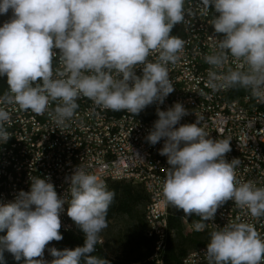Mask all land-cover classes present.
Instances as JSON below:
<instances>
[{"label":"clouds","instance_id":"obj_1","mask_svg":"<svg viewBox=\"0 0 264 264\" xmlns=\"http://www.w3.org/2000/svg\"><path fill=\"white\" fill-rule=\"evenodd\" d=\"M197 7L204 15L210 8L216 13L211 25L219 39L214 53L204 57L210 65L209 87L238 86L264 102V0H199ZM9 10L11 18L0 26V77L8 85L0 96V144L11 137L5 105L37 115L47 112L59 126L74 117L80 97L135 116L153 104L163 105L175 90L168 65L180 59L185 41L171 33L192 14L186 0H0V14ZM55 57L59 67L54 70ZM230 58L236 67L225 72ZM188 114L181 102L167 110L157 107L158 119L145 137L152 146L163 140L159 154L169 165L162 187L166 202L186 216H199L193 222L197 232L229 200L253 218H264V187L237 178L240 160L226 159L231 140L210 137L202 118L181 124ZM65 180L68 190L58 195L50 176H33L28 191L0 203V232L6 231L0 236V264L5 252L24 264H111L93 253L103 244L115 192L80 166ZM66 203L84 244L48 248L53 257L48 261L46 246L63 239L60 217ZM205 255L208 264H264V239L252 223L216 226Z\"/></svg>","mask_w":264,"mask_h":264},{"label":"built area","instance_id":"obj_2","mask_svg":"<svg viewBox=\"0 0 264 264\" xmlns=\"http://www.w3.org/2000/svg\"><path fill=\"white\" fill-rule=\"evenodd\" d=\"M186 8H190L192 14L186 15L184 23L175 25L173 33L185 41V47L180 59L174 65H168L175 90L164 104H153L134 116L127 111L99 108L84 97V101L77 102L79 107L74 117L59 126L48 113L39 121L28 120V114L25 115L27 124L19 125V128H27V136L11 134L7 143L0 146V200L1 190L10 189V199L2 200V203L13 200L20 190L28 191L33 176H50L58 195H63L69 187L65 177L77 166L96 174L106 185L111 181L139 184L147 197L142 211L144 236L147 240H156V247L148 250L142 264H167L168 240L174 236V230L169 227L171 212H178L186 233L195 231L193 222L200 219L195 214L186 216L183 210L166 202L162 187L169 165L167 157L159 154L163 140L152 146L145 139L158 119L157 107L167 110L176 102L183 103L189 110L181 124L202 118L201 124L210 137L231 140L232 150L226 154V159L240 160L236 170L240 181H254L258 187H264V102L253 97L249 89L237 86L213 90L209 87L210 65L205 63L204 57L216 50L210 35L211 21L216 13L210 8L207 21H200L196 0H186ZM189 24H199V30L207 31V38L189 34ZM58 67L59 60L55 57L53 68ZM235 67L236 63L230 58L223 71ZM140 74L141 70L137 69V75ZM53 105L56 102L50 104L49 111L53 110ZM5 107L7 111L19 114L17 105ZM26 155H33V163H26ZM8 167L16 168V188H8L6 184ZM148 220H155V228H147ZM240 221L254 224L264 239V218H253L247 209L229 200L218 208L214 220L207 221V227L200 231L207 235L206 245L189 250L180 264H208L205 251L210 233L216 226L223 228L228 223ZM61 222L60 231L64 232L68 228ZM153 232H160V239H153ZM98 246L102 248V245ZM51 247L60 250L57 244L49 243L43 257L48 261L53 259L48 252Z\"/></svg>","mask_w":264,"mask_h":264},{"label":"trees","instance_id":"obj_3","mask_svg":"<svg viewBox=\"0 0 264 264\" xmlns=\"http://www.w3.org/2000/svg\"><path fill=\"white\" fill-rule=\"evenodd\" d=\"M12 16L11 10L7 14H0V26L8 21ZM8 85L6 77H0V96L7 90ZM109 190L115 192V198L108 210L107 221L109 222L118 215L134 216L137 214V207L144 205L147 202V197L143 191V188L139 184H135L127 181H111L107 185ZM73 230L71 232H61L63 239L61 241H51L59 246L60 250L65 248L74 249L77 246H83L84 233L75 225V223L68 217ZM169 227L174 230V236L169 238L168 247L166 253L167 264H180L181 259L187 254L189 250L205 246L207 243V235L203 232H189L186 233L183 230L181 219L178 212L175 210L169 215ZM6 235L5 232H0V236ZM146 253L144 259L147 256L149 250V242L144 239ZM103 248V246H102ZM97 245L96 251L93 255L102 256L111 261V264H132L129 260L114 259L107 255ZM4 264H24V259L20 261L14 259V257L5 252ZM142 260V262L144 261ZM135 262H138L135 260ZM142 262L140 264H142Z\"/></svg>","mask_w":264,"mask_h":264},{"label":"rangeland","instance_id":"obj_4","mask_svg":"<svg viewBox=\"0 0 264 264\" xmlns=\"http://www.w3.org/2000/svg\"><path fill=\"white\" fill-rule=\"evenodd\" d=\"M143 206L137 207V214L130 217L118 215L108 222V227L101 233L103 249L114 259L129 260L140 264L146 253L144 224L142 221ZM137 260L138 262H135Z\"/></svg>","mask_w":264,"mask_h":264},{"label":"bare ground","instance_id":"obj_5","mask_svg":"<svg viewBox=\"0 0 264 264\" xmlns=\"http://www.w3.org/2000/svg\"><path fill=\"white\" fill-rule=\"evenodd\" d=\"M199 3V0H196V8H197V14L200 21H207L209 18V12L207 15H204L201 13L199 7H197ZM188 32L189 34H197V38H207V31L206 30H199V24H189L188 25ZM174 33V28L172 29V35ZM210 35L212 37L213 43H216L219 37L214 33L213 27L210 28ZM58 53L59 50L54 49ZM155 56H150L149 59H153ZM55 59V58H54ZM56 60H59L58 57H56ZM84 101V97H80L77 102ZM56 105H53V110ZM11 119L8 122L10 125H5L7 130L11 133H17V137H26L27 136V128H19V125H26L27 124V115L28 114V120L32 121H39V118H43L44 115H37L35 113H32L31 111H23L19 108V114L11 113ZM15 123H12L14 122ZM0 146H4V144H0ZM26 163H33V155H26ZM16 168L15 167H8L7 176H6V184L8 188H16ZM70 198V197H69ZM10 199V189H2L1 190V200L0 203H2V200H9ZM64 211L61 213V220L63 221L64 225L68 229H64V232H71L73 230L72 224L68 218L67 215V209L68 204L66 203L64 205ZM147 228H155V220H148L147 221ZM153 239H160V232H153ZM149 242V249H154L156 247V240H148ZM103 246V244H102Z\"/></svg>","mask_w":264,"mask_h":264}]
</instances>
